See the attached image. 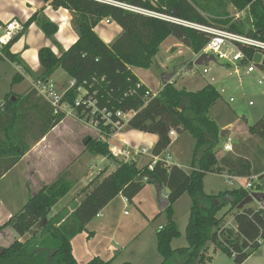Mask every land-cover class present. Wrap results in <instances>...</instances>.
I'll list each match as a JSON object with an SVG mask.
<instances>
[{
  "label": "trees",
  "instance_id": "obj_1",
  "mask_svg": "<svg viewBox=\"0 0 264 264\" xmlns=\"http://www.w3.org/2000/svg\"><path fill=\"white\" fill-rule=\"evenodd\" d=\"M111 1L187 22L227 27L264 41V0ZM50 4L55 9L62 7L72 13L71 23L78 38L60 56H56L48 47L40 48V70L33 75V80H49L57 69H62L74 79V86L64 93L61 101L74 107L77 118H84L87 122L92 118L100 136H86L84 150L94 156L112 159L117 164L115 170L101 180L96 176L81 188L79 194L84 196L75 203L71 212L62 209L48 216L53 206L77 182L78 178L70 169L61 171L50 183L29 195L22 207L0 225V233L9 227L19 238L27 233L31 235L24 241L16 238L0 247V264H79L72 252V238L84 231L86 225L116 196L120 194L131 202L145 183L152 184L154 181L167 189L169 201L162 210L167 222L156 232L157 251L162 257L160 264H169L173 260L176 264H205L211 259L207 254L211 243L217 244L236 264L244 262L251 251L260 246L256 239L260 235L264 238L262 216L249 205L236 210L237 204L247 196L242 188H226L216 194L205 193L204 177L208 173L244 177L258 174L264 169V149L261 150L263 164H253L248 156L238 151L226 152L218 158L216 150L222 147L221 140L225 137L220 136L222 128L210 115L211 108L221 97L217 89L207 83L198 90L189 91L184 87L177 88L174 82H166L155 96L146 100V86L130 69H148L168 36H174L198 54L208 41V35L182 23L130 11L110 2L50 0ZM227 6H233L237 11L247 9L248 14L233 21ZM206 13L212 15V19L207 18ZM104 18L121 27L120 34L108 44L94 31V27ZM33 22L51 39L57 31V25L43 13H35L23 25L21 32ZM9 45L3 50L5 58L19 63V56L10 53ZM18 81H21V76L15 74L12 83ZM78 87L84 88L86 93L80 95ZM87 97L95 100L97 109L112 113V121L117 119L115 113L118 111H133L127 125L156 136L151 149L153 156L163 155L171 142L170 131H187L194 140L190 171L186 172L179 165H167L162 160H157L151 169L148 164L138 167L137 162L116 160L108 144V138L115 128L103 120L100 112L92 114L93 108L82 103ZM39 99L47 104L48 109L40 106ZM77 99L80 104L75 106ZM65 117L63 112L55 114L52 106L33 87L23 94H5L0 103V159H7L8 165L3 172L8 171L29 149L30 144L25 142L23 134L25 130L28 132L30 129L32 139H37ZM215 117L218 119L220 116L217 114ZM233 120L231 118L224 123H232ZM248 131L264 142V114L248 127ZM87 138L90 139L87 141ZM184 193L191 199L184 232L188 245L173 249L171 242L180 232L172 219V206ZM226 205H230L227 213L235 210L234 229L222 228L224 216L218 213ZM247 248L250 251L246 252ZM84 264L116 263L114 258L104 260L94 256Z\"/></svg>",
  "mask_w": 264,
  "mask_h": 264
},
{
  "label": "rangeland",
  "instance_id": "obj_2",
  "mask_svg": "<svg viewBox=\"0 0 264 264\" xmlns=\"http://www.w3.org/2000/svg\"><path fill=\"white\" fill-rule=\"evenodd\" d=\"M227 11L231 17L238 12L233 6H227ZM206 17L212 19L213 16L206 13ZM169 49L170 52H168ZM196 57L197 54L193 53L189 47L185 46L174 36H168L162 42L159 52L153 59L151 66L146 69V71H143L142 74L138 72L135 73L136 75L138 74L137 76L139 78L149 84L154 92L160 85L162 89L164 84L162 76L166 73L172 74L169 82L173 81L177 88L184 87L189 91H195V88L205 85L206 82L204 81L207 79L209 80V78L213 76L216 80L214 83L215 87L218 89L225 86L226 92L222 94L211 108L210 115L219 125L234 118L232 123L228 125L225 124L223 127L226 129V132L224 134L225 139L221 140V146L223 142H228L230 140L232 151L229 152L233 153L238 151L248 156L253 164H256V162H261L263 164L261 150L264 149V142L255 135L250 134L248 127L256 123L264 114V87H258L254 83L241 82V80H245L244 77L239 79L231 70L220 67L219 62L212 56L208 67L209 74H202V68L194 63ZM166 58L169 59L166 61ZM13 73L14 72L11 71L9 76H6V73L1 75L0 90H6L8 92L9 89L12 88L15 90L27 86L28 81L12 83ZM67 75V73L63 75L65 79H67ZM18 83H21L20 87L15 86V84ZM229 96H233L235 101L229 103L227 101ZM250 100L253 101V105L248 104ZM217 114L220 116L218 119L215 117ZM126 124L125 122L124 126H127ZM83 131H88L85 134L86 136L94 138L100 137L99 130L91 124V122H87L84 118H77L73 111H71L57 131L58 141L54 140L53 142L54 155L57 160L58 158L61 159L69 156L71 152L76 149L77 139L80 132ZM86 136H84V138ZM84 138L79 140L77 152L81 151L82 148V151H85ZM171 139L170 144L165 150L166 157H170L171 164L179 165L186 172H189L194 144L192 136L187 131L174 132V134H171ZM116 143L117 141H115V139L111 141L112 145H116ZM124 145L125 144H122L120 147ZM216 153L217 157L220 158L226 151H224L222 147H219ZM142 156L137 158L138 167L148 164L151 159L148 156H143V158H141ZM90 161H92V163ZM76 165H72L73 168H75ZM108 165H113L109 158L91 154L89 155V162L80 161L77 172L81 175L83 174L82 180H78L79 182L75 184L55 206H53L48 216L62 209L63 211L66 210L67 212H71L75 203H77L73 202L76 193L94 177H102ZM15 176L16 172H13L0 181V200L2 201L0 202V225L4 224L12 214L16 213L22 207L28 195L25 192H2V190L6 188L9 180H15ZM152 186L151 183H145L142 190L127 204L123 203L120 196H116L108 203L109 205L106 211L102 210L104 214L103 217L95 216L86 225L84 231L76 234L72 238L73 255L78 263L84 264L94 256H100L103 259H113V256L118 254L117 258H114V263L116 264L127 260L135 264H160L162 257L153 249V245L152 248L150 247L149 240L146 241L147 244L141 242V240L145 239L146 235H150L153 244L154 235L158 226L167 220L165 214L162 213V210L159 208L158 199L156 198L157 195ZM235 187L236 184L228 185L226 183L223 174L208 173L204 177L203 189L207 194H216L226 188L232 189ZM15 188L18 187H10L12 190ZM190 203V196L184 193L172 206V219L180 232V235L171 242V247L173 249L188 245L184 232L188 221ZM249 206L254 208V205L250 204ZM229 207L230 205L224 206L219 211L218 215H223V223H229L230 226L234 228L235 222L233 213L235 210L227 213ZM140 209H142L143 212ZM125 211L126 214H124ZM99 213H101V211ZM89 233H94V238L92 240L88 238ZM140 233H142V235L139 237ZM30 235V233H27L25 236L19 238L12 229L5 227L0 233V247L9 244L16 238L25 240L29 238ZM135 238L137 239L133 243L134 240L132 241V239ZM129 243L130 246H127ZM248 251H250V249H246V252ZM251 252L249 257L241 264H264V243L255 251ZM153 254H156L157 257ZM207 254L211 259L205 264H236L233 258L223 253L217 244H209ZM169 264L176 263H174L173 260L169 262Z\"/></svg>",
  "mask_w": 264,
  "mask_h": 264
},
{
  "label": "crops",
  "instance_id": "obj_3",
  "mask_svg": "<svg viewBox=\"0 0 264 264\" xmlns=\"http://www.w3.org/2000/svg\"><path fill=\"white\" fill-rule=\"evenodd\" d=\"M35 13H43L51 22L57 25V31L55 32L53 38L51 39L47 37L41 31V29L36 25V23L33 22L28 27H26L24 32L20 31L15 37V39L12 40V42H10L8 49L10 53L16 54L19 56L20 62L19 63L11 62L7 60L5 57H3L2 59L0 58V79L2 78L1 75L6 73V76H9L10 72L12 71L14 72L12 75V78L15 74H18L19 76H21V81H28L27 86L25 87H20L21 83H18V84H15V86H19L20 88H17L15 90L13 88L9 89L8 92H11L16 95L23 94L25 91L28 90L29 87H31V81L33 80V75L36 74L40 70V64H39V59H38V51L40 48L48 47L52 50V52L56 56H60L62 51L67 50L78 38L77 33L73 29V26L71 23L72 13L69 10L62 8V7H59L57 9L53 8L50 4V0L48 1L47 0H0V25L12 19H15L16 21L24 25L27 22V20ZM106 19L108 18L102 19L94 27V31L105 43L108 44V43H111L116 38V36L120 34L121 27L112 20H109L107 22ZM168 52H170V49L168 50ZM199 58L200 57L198 58L196 57V59L194 60V63H197ZM167 59L169 58H166L165 60L167 61ZM197 65H200V62ZM130 69L132 73L137 77V79L141 83H143L148 89L152 91V88L150 87V85L147 84L145 81H143L141 78H139L137 76L138 74L136 75L137 72L139 74H142V72L146 71V69L138 68V67H130ZM65 73L66 72H64L62 69H57L49 79L61 91L67 88L71 80V77L69 75H67V79L64 78L63 75ZM204 82H206L205 84H207L208 79L205 80ZM203 86L201 85L200 87L195 88V89L198 90L202 88ZM160 87L161 85L159 86L158 89H156V92L161 89ZM8 92L6 90L5 91L0 90V103L3 100L2 98L4 97L3 95L7 94ZM39 104L40 106H43L46 109H48L47 104L42 99H39ZM65 118L60 123H58L56 126H54L51 130H49L44 135H41V137H38L37 139H32L33 138L32 135L29 134L30 129L28 130V132H25L26 131L25 130L23 134H24V138L26 139V141L25 140L24 141L26 143H29L30 147L25 152V154L21 156V158L17 161V163L11 166L8 169V171H6L5 173L3 172V170H4V167L8 165V161L5 158L0 159V174H2L0 175V181L4 179L5 177H7L8 175H10L11 173L16 172L15 180H12V181L9 180L7 182L6 188H4L2 192H5V193H13V192H23L24 193L25 192L26 194H28L26 197V200H27L30 194L36 193L42 185L50 183L61 171L65 169H70L71 172H74V174L76 175V178H78L76 184L82 180L83 174L82 175L79 174V172H77V168L80 165V161L89 162L90 154L87 151H82L83 148L81 149V151L79 152L77 151L79 147L78 145L79 140L83 139L84 136H86L85 134L88 131L80 132V135L77 139L76 149L73 152H71L69 156L63 157L61 159L58 158L57 160L54 155V149H53L54 143L53 142L54 140L58 141L57 131L59 130L60 126L64 123ZM222 124L223 125H220L221 128L225 129L223 128L225 124L228 125L230 123H222ZM114 139L115 141H117L116 145L111 144V141L112 140L114 141ZM155 140H156L155 135L143 133V132L131 129L128 125L127 126L123 125L119 131H117L113 136H110L108 138V144H109V147H112V146L120 147V145L126 144L129 146H139V147L142 146V147H146L149 150H151L155 143ZM141 158H143V156ZM90 162L92 163V161ZM110 162L113 165H108L105 173H103L102 177H100L99 180H101L104 176L108 175L109 173L115 170L116 164H117L116 161L110 159ZM74 164L75 165L77 164L75 168H73L72 166ZM152 185H153L152 187H154V191L156 194L154 183H152ZM14 186L18 188H15L13 190L10 189V187H14ZM79 192L76 193V196L73 199L74 202L78 203L83 198L84 194H79ZM162 192L166 195L167 189L162 188ZM118 196L122 198L123 203L125 204L128 203L125 197H123L120 194ZM0 202L2 201L0 200ZM108 205L109 204H107L102 210L106 211V208ZM158 205H159V202H158ZM102 210H101V213H99L98 215L99 217H103L104 215ZM140 210L142 211V209ZM124 214H126V211L124 212ZM166 222L167 220L161 223L158 226V229L161 226H163ZM156 232L154 235L153 244L151 242L152 240H151L150 235L149 236L146 235L145 239L141 240V242L146 243V241L149 240L150 247L152 248V245H153V249H155V251L158 252L157 246H156L157 245ZM141 235L142 233H140L139 237ZM88 238L89 240H92L94 238V233H89ZM137 238L132 239V241L134 240L133 243L135 242ZM21 241H24V240L21 239ZM127 246H130V243ZM72 252H73V249H72ZM153 255L156 256V254H153ZM117 256L118 254L114 255L113 258L116 259ZM109 259L110 258L104 259V260H109ZM123 262H131V261L127 260Z\"/></svg>",
  "mask_w": 264,
  "mask_h": 264
},
{
  "label": "built area",
  "instance_id": "obj_4",
  "mask_svg": "<svg viewBox=\"0 0 264 264\" xmlns=\"http://www.w3.org/2000/svg\"><path fill=\"white\" fill-rule=\"evenodd\" d=\"M103 2H110L120 7L138 12L144 15H152L157 16L162 19H167L169 21H173L176 23H182L185 26L193 27L200 32H203L208 35L209 39L201 49V51L197 54V57L203 56L201 58V64L199 65L202 69V74H209V62L211 61V56L215 58L216 61L219 62L220 66L226 69L231 70V72L237 77H244L245 80H241V82H249L250 84L254 83L258 87H264V41L258 38H254L252 36H248L244 33H239L228 29L227 27H220L216 25H208V24H196L192 22L183 21L171 16H166L163 14H159L153 11H149L137 6L115 2L111 0H97ZM247 9L243 11L236 12L232 19L238 20L241 17L246 16ZM108 22L109 19H106ZM23 24L16 21L15 19L9 20L4 24L0 25V56H4V48L10 44V42L17 36V34L22 31ZM211 55H210V54ZM259 54V61H254L255 55ZM208 58L207 63L204 62V59ZM231 74V73H230ZM216 82L215 78L211 76L208 80V83L214 85ZM75 84V80L71 78L70 83L67 88L64 90H60L56 87V85L50 81H31V87L35 89V91L44 98L53 108V112L55 114L63 112L65 116H68L71 111L75 114L74 107L62 102V97L64 93L73 87ZM216 88V87H215ZM217 89V88H216ZM77 90L80 92V95L86 93L85 89L82 87H78ZM159 91V90H158ZM157 91V92H158ZM220 96L226 92V88L224 86L217 89ZM156 91H151L147 89L144 93V97L147 99L153 97L157 93ZM230 102H234L235 98L233 96H229L228 100ZM82 103L88 107H92V114L96 111L100 112L103 120L107 123H110L115 129L110 136H113L117 131L121 129L124 123L128 121L130 117L134 114L133 111H129L127 113L116 112V120L112 121V113L106 112L105 110H99L96 108L95 100L92 97H87L82 101ZM75 106L80 104V100L77 99L74 103ZM249 105H253V101L250 100L248 102ZM91 124H93L96 128V123L93 122L92 118L89 120ZM174 131H170L169 135L173 134ZM222 149L226 152L232 151V144L229 140L228 142H224L222 144ZM111 154L114 158L119 159L124 162H137V158L139 156H148L150 157V161L148 162V167L151 169L153 164L157 160H162L165 164H171L170 157H166L165 152L160 156H153L151 150L146 147L139 146H129L124 145L123 147L112 146L109 147ZM225 181L228 185L236 184L235 188H242L246 190L247 195H251L252 192H261L264 193V169L258 174H251L250 176H239L233 174H223ZM146 178H143L145 180ZM254 205V209L260 213L264 222V198L260 200H253L251 203ZM97 214L96 216H98ZM232 228L230 224L224 223L222 228ZM221 228V229H222ZM235 228V227H234ZM233 228V229H234ZM262 234V231H261ZM256 243L261 245L264 243V238L260 235L256 239ZM248 249V248H247Z\"/></svg>",
  "mask_w": 264,
  "mask_h": 264
},
{
  "label": "water",
  "instance_id": "obj_5",
  "mask_svg": "<svg viewBox=\"0 0 264 264\" xmlns=\"http://www.w3.org/2000/svg\"><path fill=\"white\" fill-rule=\"evenodd\" d=\"M201 58H203V56H200V58L198 59V62L196 64H201ZM259 58H260V55L257 54L255 55L254 57V61H259ZM208 58H205L204 59V62L207 63V60ZM172 74L171 73H166L162 76V81L163 83H166V82H169L170 78H171ZM226 132V129H221V132H220V136L223 137L224 134ZM90 138H87V141L89 140ZM154 185H155V189H156V195H157V199H158V202H159V208L161 210H164L168 204H169V201L167 199V196L162 192V187L161 185L154 181ZM261 198H264V193H261V192H252L251 195H247L245 196V198H243L236 206V210H240L242 209L244 206L246 205H249L253 202V200H260Z\"/></svg>",
  "mask_w": 264,
  "mask_h": 264
}]
</instances>
